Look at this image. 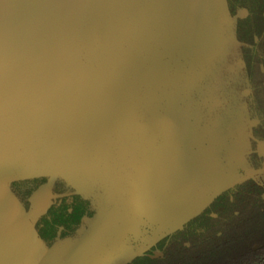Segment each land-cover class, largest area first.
I'll return each instance as SVG.
<instances>
[{
    "label": "water",
    "instance_id": "1",
    "mask_svg": "<svg viewBox=\"0 0 264 264\" xmlns=\"http://www.w3.org/2000/svg\"><path fill=\"white\" fill-rule=\"evenodd\" d=\"M181 1L183 0H0L2 141L11 145L12 139L11 135L7 136L9 132H6L4 127L5 122H8V111L2 109H8L11 103L15 106L23 99L28 107L21 108L22 114L15 119L18 120L34 115V111H41L52 104V96L50 97L39 83L20 79L23 70L27 69L32 75L35 71L43 69L50 74L62 65L63 70L67 67L69 70L73 68L75 74L80 73L78 75H95L99 78L104 76L101 78L102 82H107L120 91L122 99L126 100L123 101L124 105L131 102L135 107H140L139 110L134 109L135 112L129 117L139 125L134 126L136 139L141 136V130H148L143 132L144 136L147 135L144 143L138 145L144 153H149L152 148L157 147V141L163 140L162 142L166 143L167 129L170 128L167 126L170 123L166 112L171 110V105L166 101L168 99H145L139 92L140 85L144 84L149 91L154 87L151 76L155 70L162 68L166 74H173L174 70L180 68L181 59H187L195 68L190 74L193 76L197 73V64L203 59L202 54L208 55L204 59L213 56L212 58L220 61L236 42L232 26L227 24V18L213 16L215 22H224L229 26L232 37L226 42L223 51L215 55L210 51L207 42L200 38L202 35L199 37L196 33H190L192 27L197 26L196 30L204 27L208 14L198 6L206 0H185V9L181 7ZM224 2L226 6V1ZM214 20L210 22L211 25ZM168 40L171 45L165 47L164 43ZM69 83L75 84L72 76L69 77ZM38 100H42L40 105L36 104ZM221 103L219 96L218 107L224 109L226 114L233 109L225 108ZM161 124L166 126L161 127ZM152 135L154 138L157 135L156 142ZM21 140L25 143V138ZM177 143L181 158L178 168L175 165L172 170V166H169V171L165 170L164 179L153 177L160 185L154 186L160 187L161 191H155V194L146 192L148 183L145 181L141 185L142 192L138 193L144 195L129 205L134 206V209L125 210L119 217L115 214L109 215L104 224L96 227L94 234H89V237H95L91 244H88L89 240L78 243L83 254L78 259H65L63 264H107L115 258L112 254L118 250L124 251V257L116 264H123L143 252H132L134 245L125 243V239H146L150 228L153 234L150 243H154L162 236L181 228L222 190L246 178H234L236 171L232 172L234 169L230 153L224 155V160L228 162L221 173L223 158L219 159L213 147L212 153H209L207 148L196 144V138H189L188 135L180 136ZM6 145L3 147L0 143V264H58L53 251L57 241L74 237L85 218L91 216H84L75 235L58 237L50 246H46L34 226L37 217L51 202V198L41 204L35 201L36 193L44 185L31 193L30 206L26 209L11 190L10 183L16 178L41 174L47 175L46 187H49V190L57 175L71 182L61 173L45 172L42 169L26 170L25 161L28 158L25 156L20 157L17 164L14 160H7L4 156L11 155L14 148L9 150ZM210 154H213V157H210ZM35 161L38 162L37 159ZM203 175L207 176L203 183L210 185L202 186L197 182L195 186L199 176ZM155 182L150 181L151 186ZM71 184L79 189L75 184ZM120 202L118 200V203ZM120 204L123 205V202ZM114 222L121 226V234L109 232L108 229L112 228L110 224L113 225ZM117 258L119 256L116 255Z\"/></svg>",
    "mask_w": 264,
    "mask_h": 264
},
{
    "label": "rangeland",
    "instance_id": "2",
    "mask_svg": "<svg viewBox=\"0 0 264 264\" xmlns=\"http://www.w3.org/2000/svg\"><path fill=\"white\" fill-rule=\"evenodd\" d=\"M185 4V0L180 2L183 9ZM198 7L203 8L208 14L203 24L206 28L196 30L197 26H195L190 28V33H196L199 37L202 35L200 38L207 42L210 51L216 55L223 51L226 42L232 39L228 25H233L234 17L227 14L224 0H206L204 3H199ZM213 16L227 18L228 25L220 21L215 22ZM212 20H214L213 25L210 23ZM208 25L211 26L207 27ZM169 45H171L170 40L164 43L165 47ZM201 56L203 59L199 65L197 64V73L193 76L190 74L195 68L187 59L185 64L184 59H181L182 66L174 70L173 74H166L162 68L156 69L151 76L154 87L149 91L144 84L140 85L139 92L145 99H168L166 101L171 105V110L166 112L170 123L167 124L170 128L167 129L166 143L162 142L163 140L158 142L157 135L155 138L152 135L154 142L157 141L159 145L157 144V147L152 148L149 153H144L138 146L147 137L143 132L148 130H141L140 139H136L134 126L139 125L129 117L135 112L134 109L139 110L140 107H135L131 102L125 106L126 100L122 99L120 91L113 85L102 82L101 78L104 76L99 78L95 75H78L80 73L75 74L73 68L69 70L67 67L63 70L62 65L61 69L57 67L54 69L56 71L50 74L43 69L35 71L32 75L27 69L23 70L20 79L39 83L44 90H47L46 93L52 96V104L41 111H34L36 112L34 115L24 116L25 118L18 120L15 119L22 114L21 108L28 107L23 99L15 106L11 103L8 109H2L8 111V122H5L4 127L6 132H9L7 136L11 135L12 139L11 145H6V142L2 141L4 137L1 136L0 143L3 147L6 145L9 150L14 148L11 150V155L4 158L14 160L17 164L20 162V157L25 156L26 159L28 158L25 161L26 170L42 169L45 172L64 174L71 183L95 196L96 199V213L85 218L76 235L69 240L57 241L53 250L54 257H57L56 263L63 264L65 259H78L83 254L78 243L89 240L88 244H91L95 237L91 235L89 237V234H94L96 227L104 224L109 215L115 214L119 217L123 212L125 213V210L134 209V206L129 205L144 195L138 193L142 192L141 185L145 181L148 183L146 192L155 194V191H161L160 187H155L159 184L153 180V177L164 179L165 170L169 171V166H172L173 170V166L176 165L178 168L180 165L181 158L177 143L180 136L188 135L189 138H196V144L199 143L207 148L209 153H212L213 147L219 159L223 158L221 173L228 162L224 160L226 157L224 155L230 153L234 169L232 172L236 171L234 175L236 180L255 176V172L248 166L246 154L251 148L249 128L262 120L261 115L244 104L230 109L228 114L218 107L219 95L214 81L219 69V60L212 58L213 56L204 59L207 54ZM71 76L75 84L69 83ZM38 101L36 104L40 105L42 100ZM163 126L166 125L161 124V127ZM23 138L25 143L21 140ZM256 145L259 153H264V140L258 138ZM194 147L196 152V146ZM212 155L210 154V157H213ZM36 159L38 162L35 161ZM204 175L199 176L195 186L197 182L202 186L210 185L203 183L207 177ZM150 181L155 182L153 186ZM49 198V187H43L35 195V201L40 204L45 203ZM118 200L123 202V205L120 204L121 202L118 203ZM115 223L110 224L112 228L108 229L109 232L121 234V226ZM148 229L146 239L141 238L139 244L133 243L135 249L132 252L138 250L142 252L152 241L153 234L150 228ZM132 241L130 237L125 239V243L130 245H133ZM112 255L115 258L109 260L107 264H116L124 257V251L118 250ZM116 255L119 258L116 259Z\"/></svg>",
    "mask_w": 264,
    "mask_h": 264
},
{
    "label": "trees",
    "instance_id": "3",
    "mask_svg": "<svg viewBox=\"0 0 264 264\" xmlns=\"http://www.w3.org/2000/svg\"><path fill=\"white\" fill-rule=\"evenodd\" d=\"M225 1L228 14L235 16L236 42L219 61L217 91L227 108L255 103L264 113V0ZM239 9L246 14L237 15ZM250 130L264 137L263 125ZM46 180L44 174L16 178L10 188L27 209L31 193ZM66 182L57 178L53 190L60 191ZM94 213L90 198L73 187L53 198L34 226L50 246L58 237L75 235L84 216ZM154 247L161 255L148 250L123 264H264V180L246 177L222 190L181 228L159 238Z\"/></svg>",
    "mask_w": 264,
    "mask_h": 264
},
{
    "label": "flooded vegetation",
    "instance_id": "4",
    "mask_svg": "<svg viewBox=\"0 0 264 264\" xmlns=\"http://www.w3.org/2000/svg\"><path fill=\"white\" fill-rule=\"evenodd\" d=\"M246 14V10L245 9H239L238 12H237V15H245ZM234 17V20H235V16ZM219 63V62H218ZM219 65V64H218ZM220 71V67H219V70ZM219 73V72H218ZM218 75V74H217ZM217 79V78H216ZM215 89H217V85H216V80H215ZM222 102V101H221ZM223 105V103H221ZM244 104V103H242ZM237 105H240V104H237ZM237 105H234V106H231V107H228V108H234L235 106ZM244 105H247L250 109H254L256 110L258 113H260L261 115V121L255 123L254 125H251L250 127H254L256 126L257 124H261L263 125L264 127V113H262L260 111V109H258L256 106H255V103L253 104H250V103H246ZM224 106V105H223ZM225 107V106H224ZM227 108V107H225ZM250 129V128H249ZM251 131V130H250ZM250 141H251V148L249 150V152L246 154V159H247V162H248V166L250 169H252L254 172H255V176H247V177H251V178H254V179H258V181H263L264 180V153H259V151L256 149V140L259 138V139H262L264 140V137L259 135L258 133H254L253 130L251 131V135H250ZM251 153L253 154L251 156ZM255 163V164H253ZM61 176L57 175L55 177V179L53 180L52 182V185L50 187V198L51 200L53 198H55L56 196H60V195H64V194H67L69 192V190L71 191L72 188L74 187L75 190L81 192L84 196L90 198V201H91V204L92 206L94 207V210H96V199H95V196L91 195L90 193L88 194L87 192L81 190V189H78L77 187L73 186L71 183L69 182H66L63 184V188L60 190V191H54L53 188L55 187L56 185V180L57 178H59ZM66 180V179H65ZM48 182V180H46V182L42 183L40 186H43L46 187L48 185H46V183ZM236 185V183L229 187V188H233L234 186ZM39 186V187H40ZM72 187V188H71ZM94 215V214H93ZM141 240H133L131 243L135 244H139ZM157 241V240H156ZM155 241V242H156ZM155 242L154 243H149L148 246L145 247V249L143 250V252H147L148 250H151V254L154 255V256H157V255H161V250L158 248V247H154L155 246ZM133 244V245H134ZM156 251L158 253H156ZM142 252V253H143Z\"/></svg>",
    "mask_w": 264,
    "mask_h": 264
}]
</instances>
